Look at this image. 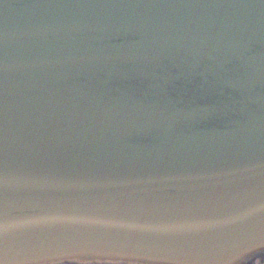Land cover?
<instances>
[{"label":"water","instance_id":"water-1","mask_svg":"<svg viewBox=\"0 0 264 264\" xmlns=\"http://www.w3.org/2000/svg\"><path fill=\"white\" fill-rule=\"evenodd\" d=\"M0 264H264V0H0Z\"/></svg>","mask_w":264,"mask_h":264}]
</instances>
